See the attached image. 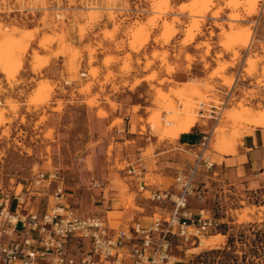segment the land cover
Instances as JSON below:
<instances>
[{
	"label": "rangeland",
	"instance_id": "rangeland-1",
	"mask_svg": "<svg viewBox=\"0 0 264 264\" xmlns=\"http://www.w3.org/2000/svg\"><path fill=\"white\" fill-rule=\"evenodd\" d=\"M189 2L170 0L172 13L160 10L153 14L151 0H0V50L5 51L0 55V193H25L29 189L33 207L44 212L54 205L50 197L54 184L37 185V175L56 172L66 203L78 216L107 220V212L119 213L116 223L107 220L117 228L134 213L142 212L137 208L138 198L148 201L146 193L138 192L140 180L128 175L129 168L145 166V183L161 186V176L154 175L158 171L154 157L158 147L149 143L142 149L138 142L117 144L121 139L114 128L127 126H117L121 120L107 129L91 126L90 110L98 106V96L77 100L78 95L90 94L89 79H96L100 71L94 66L99 62L98 50L102 51V42H107L123 54H107L100 64L106 69L118 65L119 77L132 78L130 83L112 85L115 94L132 96L137 103L132 108L131 132L139 128L144 133L148 128L159 143L167 140L173 147L181 136L178 124L189 119L183 108L190 106L197 116L193 128L211 136L206 155L214 167L199 173L190 209L194 213L204 210L221 225L217 232L202 238L198 248L190 250L186 260L192 257V261L188 264H264V173L249 186L231 185L215 168L217 156L233 154L234 143L245 136L251 137V145L264 146V134L250 125H235L228 118L238 105L255 115L264 113V0L257 3L253 15L247 16L241 8L236 12L223 8L213 19L212 13L224 7L214 0L216 7L201 18L197 31L189 29L194 20L184 13L178 16L180 23L175 24L173 35L165 34L163 23L177 18L179 6ZM236 13L240 20L231 30L227 18ZM151 18L157 19L155 26L149 25ZM141 28L143 31L137 33ZM241 28L251 31L248 46L225 48L231 42L229 33L238 35ZM179 36L182 40L177 43ZM187 36L194 39L186 42ZM197 37L202 39L195 47L201 51L200 75L177 80L173 75L179 65L172 64L170 58L178 59L181 50L176 53L177 46H188ZM93 39L99 42L92 44ZM170 48L173 52L168 51ZM185 62L184 70L189 71L194 57L186 54ZM250 63H254L252 71ZM51 67L59 72V82L44 76L43 71ZM83 72L87 78L81 76ZM114 78L108 70L104 83ZM44 83L50 92L41 90ZM190 85L199 88L202 99L187 92L182 100L175 96L190 90ZM109 105L117 108L114 102ZM168 110L173 113V124H169L172 113ZM97 115L106 116L102 110ZM151 118L157 119L156 125L148 123ZM193 122L186 133L193 129ZM229 238L233 242L226 247ZM173 253L183 259L180 249Z\"/></svg>",
	"mask_w": 264,
	"mask_h": 264
},
{
	"label": "built area",
	"instance_id": "built-area-1",
	"mask_svg": "<svg viewBox=\"0 0 264 264\" xmlns=\"http://www.w3.org/2000/svg\"><path fill=\"white\" fill-rule=\"evenodd\" d=\"M210 139L202 135L192 162L176 171L170 189L147 185L141 164L138 170L128 169V175L141 182L138 192L146 193V199L163 211L146 225L130 218L127 226L114 228L100 216H78L66 203L56 172L37 175V185L54 184L50 196L54 205L44 212L33 207L29 189L0 193V264H188L190 250L221 225L204 210L190 209L199 173L214 167L206 155ZM175 248L183 259L173 253Z\"/></svg>",
	"mask_w": 264,
	"mask_h": 264
},
{
	"label": "crops",
	"instance_id": "crops-1",
	"mask_svg": "<svg viewBox=\"0 0 264 264\" xmlns=\"http://www.w3.org/2000/svg\"><path fill=\"white\" fill-rule=\"evenodd\" d=\"M177 40L178 41L176 42L179 43L182 40V37L179 36ZM90 42L93 44L95 42H99V39H93L90 40ZM199 42H202V39L197 37L190 45L185 47L177 46L178 48L174 50L176 53L181 50V54L178 59H174L172 57L170 58V62L172 64L179 65L178 69H176L175 74L173 75L175 79L182 80L189 75H200L202 67L200 58L201 51L196 50L195 48L196 44ZM102 44L103 50H98L99 62L94 65L99 68V74L96 79H89V81L92 82L90 94L87 96L78 95L77 100L79 99L80 102H83L84 100L98 96V106L90 110L91 113L89 121L91 126H105V129H107L109 126H112L115 120H121V124H118L117 126H127L123 127V129L122 127L114 128V134H118L117 137L121 139V142H117V144H125V142H138L142 149H146L149 143L155 148L158 147L157 150H155L154 155L157 160L158 171L154 173V175L161 176L162 184L161 186H158L159 189H166V186H169L168 189H170L172 186V184L170 185V180H173L176 171L192 162V151L199 144L204 131L198 127L193 128L197 121V119H195L194 122L192 121L193 124L191 125L193 129L191 128L192 130L190 129L191 131L189 133L181 135L178 140L174 142L173 147H171V142L167 140L159 143L157 138L151 134L148 128L144 133H141L139 128L136 130V132H131L130 126H132L133 118L132 108L137 103L132 101V96L115 94L112 89V85L115 83L119 84L121 82L130 83L132 78L127 76L119 77L118 65H114L106 69L100 64L103 57L107 54L111 56H121L123 54L115 52L112 44L110 43L102 42ZM168 51L173 52L172 48L168 49ZM216 52L217 51H214L213 55ZM186 54L194 57V62L191 64V69L189 71L184 70V68L187 66V63L185 62ZM82 66V70L85 71L87 67L86 63L84 62ZM108 70H110L116 78H114V80H109L108 83H104V77L106 76ZM43 73L48 81L59 82V72H57L55 68H47L43 71ZM83 74H85L84 77L87 78L88 74L86 72H83ZM127 98L130 99V102L126 101ZM109 102L116 103L117 108L113 110L110 107ZM99 110H102L106 116L103 118L98 117L97 114ZM142 119H144V117ZM234 124L236 125V123ZM135 125L141 126V123L136 122ZM252 130L264 134V130ZM137 134H140L141 137H137ZM139 139H142L143 141L139 142ZM250 139L251 137L245 136L238 144L235 142L233 154L222 155L219 153L220 155L217 156L215 168L221 171L219 174L221 179L231 185L244 184L245 186H249L251 183L257 182V178L264 173V146L262 144L256 143L251 145L249 143ZM140 184L141 182L139 185ZM144 200H142L141 197L137 199V208L142 212L134 213V217L132 218H135L142 224L146 225L151 222L152 217L155 214L163 213V211L156 208L153 203ZM118 214L119 213L116 214L113 212H107L106 217L111 223H116L120 217ZM128 220H126L124 224L122 223L119 227L127 226Z\"/></svg>",
	"mask_w": 264,
	"mask_h": 264
},
{
	"label": "bare ground",
	"instance_id": "bare-ground-1",
	"mask_svg": "<svg viewBox=\"0 0 264 264\" xmlns=\"http://www.w3.org/2000/svg\"><path fill=\"white\" fill-rule=\"evenodd\" d=\"M17 1V0H16ZM190 1L187 5L185 6H179L178 8V13L175 14V16L177 18H175L172 22L170 23H163V28L165 31V34L169 33L170 36L173 35L174 33V26L176 23H180L179 20H178V16H182V14L184 15V13H188V16L193 18L192 21L193 23L190 25L191 28H189L191 31L193 30H198L199 27H200V23L199 21L201 20V18H203L205 15H207L208 13L212 12V10L216 7V4L214 3V0H188ZM259 1H262V0H219V2L223 3L224 7H218L211 15V18H217L219 17L218 15H220L219 13L222 11L223 8H226V9H229L230 11H238V9H242V11L245 12V14L247 16H250V15H253L256 13V8H257V3ZM151 2H153V10L151 11L153 14H159L161 13V11L163 10L164 13L163 14H166V13H172V8H171V4H170V0H151ZM184 4V3H183ZM111 8V7H110ZM114 9V8H113ZM92 10V9H91ZM161 10V11H160ZM162 11V12H163ZM264 11V10H263ZM240 20V15L238 13L236 14H232L231 16H229L227 18V21H228V25L229 27L231 28H234V22H237ZM157 22V19L155 18H151V20H149V25L150 26H155V23ZM221 25V24H220ZM144 26V25H143ZM222 27V26H221ZM249 27V26H248ZM245 28V27H244ZM224 30V29H223ZM139 32L143 31V29H138L137 30ZM164 33V32H163ZM192 33V32H191ZM230 34V35H229ZM228 35V39L231 41L230 42V45L228 47H225V48H228V50H232L233 49V46L234 45H241L243 47H246L248 46L249 42H250V39H251V31L247 28V29H243L241 28V30H239V34H235V32L233 33H229ZM150 35V34H149ZM191 35V34H190ZM148 37V35H146ZM168 36L166 39H165V42H168L169 40V37ZM194 36V35H193ZM149 38V37H148ZM187 41H192L194 39V37H191V36H187ZM241 38V39H240ZM239 39H240V42H239ZM164 40V39H163ZM4 50H0V55H3L4 54ZM236 55V54H234ZM250 57V56H249ZM234 58V57H233ZM1 58H0V62H1ZM247 63V62H246ZM261 63V62H259ZM33 67V66H32ZM224 67V66H223ZM225 68V67H224ZM249 68L250 70L252 71V69L254 68V63H250L249 65ZM47 79V78H46ZM45 79V80H46ZM9 81V80H8ZM49 83V82H48ZM189 87H191L190 90H186V91H182L181 93H177L175 96L179 99H183L184 96L189 93L191 94L193 97L195 98H199V99H202L203 96L202 95H199V93L201 92L199 90L198 87H195L194 85H190ZM41 90H45V91H48L50 92V89L49 87L47 86V84L44 83V86ZM173 92V91H172ZM187 92V93H186ZM174 93V92H173ZM176 93V92H175ZM38 97V96H37ZM159 97V95H158ZM157 97V98H158ZM165 98L167 99V95H165ZM156 100V99H155ZM204 100V99H203ZM169 101V99H168ZM169 103V102H168ZM169 105V104H168ZM168 107V106H167ZM172 107V106H171ZM170 108V107H169ZM168 108V109H169ZM184 110H187L188 112V121L184 124H178V126H180V130H179V133L180 135H184V133H186V131L189 129L190 127V124L192 123V121L194 120V118H196V114L193 110H190V106L188 108L184 107L183 108ZM169 112H171L170 110H168ZM183 111V110H182ZM168 112V113H169ZM172 113V112H171ZM170 117V122L169 124H173L174 123V119H173V113L172 115L169 114ZM228 118L233 122V123H236V124H246V125H250V126H253L254 128H264V113L261 114V115H255L250 109L246 108L245 106L243 107V105H238V108L236 110H232L230 111L229 113V116ZM149 124H152V125H156L157 123V119L155 118H151L149 119L148 121ZM170 127V126H169ZM252 127V128H253ZM253 128V129H254ZM161 134V133H160ZM168 136L173 138V135L168 133ZM108 220V219H107ZM109 221V220H108ZM110 222V221H109ZM111 223V222H110Z\"/></svg>",
	"mask_w": 264,
	"mask_h": 264
},
{
	"label": "trees",
	"instance_id": "trees-1",
	"mask_svg": "<svg viewBox=\"0 0 264 264\" xmlns=\"http://www.w3.org/2000/svg\"><path fill=\"white\" fill-rule=\"evenodd\" d=\"M216 238L218 239V237H216ZM220 239H221V238H220ZM232 242H233L232 238H229V239L227 240V246H226V247L231 246Z\"/></svg>",
	"mask_w": 264,
	"mask_h": 264
}]
</instances>
